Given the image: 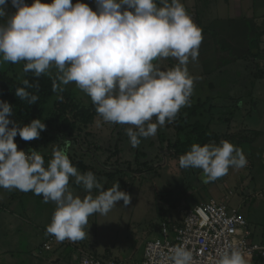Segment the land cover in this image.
I'll list each match as a JSON object with an SVG mask.
<instances>
[{"label":"clouds","instance_id":"obj_1","mask_svg":"<svg viewBox=\"0 0 264 264\" xmlns=\"http://www.w3.org/2000/svg\"><path fill=\"white\" fill-rule=\"evenodd\" d=\"M95 10L85 0H0V65L23 63L24 73L52 78V91L63 100L64 86L74 84L86 94L98 117L105 123L125 127L131 147L142 138L155 136L158 127L171 123L180 109L190 106L197 79L188 64L199 56L202 30L194 23L182 0H94ZM177 63L162 70L160 61ZM52 69H55L53 75ZM14 92L31 105L39 88L28 79ZM13 106L0 100V188L32 192L56 208L46 234L57 242L82 241L88 233L89 217L107 215L118 201L131 203L119 182L105 189L91 171L80 172L71 162L68 149H53L45 166L37 151L18 149L14 138L38 139L46 125L36 118L20 126L12 120ZM155 121L153 122V118ZM11 125V126H9ZM181 169H199L204 182L215 181L229 169H241L248 161L243 150L227 140L219 144L193 143L180 155ZM70 178L86 195H74ZM95 190L96 194L93 195ZM166 264H195L185 244L172 246ZM211 264H249L238 246H230Z\"/></svg>","mask_w":264,"mask_h":264},{"label":"rangeland","instance_id":"obj_2","mask_svg":"<svg viewBox=\"0 0 264 264\" xmlns=\"http://www.w3.org/2000/svg\"><path fill=\"white\" fill-rule=\"evenodd\" d=\"M85 2L95 10L94 0H85ZM26 3L31 4L32 0H26ZM182 3L184 4L183 0ZM216 5L214 3V6ZM219 5L220 16H228L229 8L223 2H220ZM13 10L11 0H8L6 11L11 12ZM187 11L194 23L202 30L203 36L197 61L188 64L189 73L197 78L190 98V106L182 107L173 122H166L165 126L158 127L155 136L142 138L139 146L135 148L131 147L129 143V138L125 133L126 126L105 123L98 115L90 123L79 121L77 123L78 130L72 137L67 138L71 140L68 149L69 158L80 172H85L81 165L86 166L88 170L96 174L97 178L104 184L105 189L110 188L118 181L120 189L128 192L131 196L130 204L125 206L121 200L107 215L97 213L89 217L88 231L93 230L91 222L92 220L94 222L95 218L97 219L95 223L100 246L125 241L126 229L121 224V218L128 220L129 215L127 213L132 215L134 211V236H136V226H139L141 230L143 227L154 223L156 209L163 204L161 202L167 203L165 207L170 203V206L173 207L176 203L181 205L184 197L183 201H186L188 205H195L209 201L211 197L218 198L219 196L222 197V194H226L232 198L230 207L238 208L240 213L247 217L250 229L252 231L255 229L257 236L264 233V195L259 196V192L264 194L262 190L264 188V169L259 168L258 165L253 169L249 168L253 164V152L246 156L248 164L243 169H237L234 172L235 169L230 168L227 175L205 183L201 170L181 169L178 164L179 156L170 148V143L177 141L179 132L176 120H181L183 116H187L189 110L195 106L202 104L199 110L203 113L201 115L199 113L196 117L193 116L187 122L182 123L187 131L191 130L195 122L199 120L204 121L205 126H208L210 113L221 116L227 122L228 115H235L236 106L240 107L239 104L244 106L242 101L248 102L247 110H249L252 107L249 103L252 94L253 99L262 102H256V104H261V110L264 111V78L260 79L261 81H258L255 87L251 84L258 71H264V49L259 52L258 58L252 56L249 53V41L247 39L248 36L253 39L258 30L261 31L263 36L260 39V46L264 48V24L257 25L254 20L246 18L231 21L222 20L223 22L205 26L211 21L208 17H211L212 13H208V16H200L202 25H199L196 19L194 20V14L188 9ZM216 29H218V34L214 33ZM23 63H6L0 65V69L8 71L9 75L20 80L25 75ZM159 63L162 70H167L174 66L177 61L168 58ZM52 72L54 75L55 69H52ZM64 87L74 96L75 102L84 107L91 105L90 98L76 88L74 84ZM249 90L252 94L248 93ZM56 98L57 93L50 100L45 112L38 117L45 123L46 129L41 131L38 139L28 141L29 149H23L25 152H39L45 160V166L52 158L53 149L57 146L63 147V140L66 139L58 135L55 132L57 130L51 129L54 122H58L50 113ZM233 117L231 116L230 120ZM154 121L155 117L153 118ZM224 121L223 123L226 124ZM232 122L234 121H230V123ZM225 124H221L220 127L212 126L214 129H221ZM233 128L230 129L231 131L234 130L232 134L240 135L242 133L238 132L239 128L234 126ZM184 132L186 131L184 130ZM242 134L245 136H239L231 143L241 148L243 152H245L244 148L250 144V147L253 148L257 146L264 148V131L260 135H256L253 131L249 134ZM226 136L222 135L220 141L225 140ZM219 142L211 143L219 144ZM16 144L18 149H21L19 144ZM137 159H139V163ZM239 170L244 172L239 174ZM247 176H250V181L253 180V182L247 183ZM250 184L257 186L250 188ZM260 184H263V187L258 188ZM69 188L74 195L81 197L86 195L84 189L76 185L71 178ZM92 194H96L95 190ZM243 198L247 200L245 203H242ZM55 208L54 202L45 203L42 196H37L32 192L8 191L0 188V264H7L9 261L12 264H58L62 258H64L65 264H69L70 260H68L67 255L72 253L70 247L79 248L81 243L84 246L83 241L74 244L68 240L60 242L61 244L54 243L55 246L51 248L49 253L59 252L60 254L55 255L59 261L53 258L47 263H43L46 261L39 262V257L32 254L36 250L38 255L44 256L40 253L41 247L38 246L51 238V235L46 234V226L51 222ZM182 208L180 206L179 211ZM163 210L160 209V211ZM175 216L180 219V212L171 218L176 219ZM167 220L169 218L162 216L161 212L156 217L155 227L157 224L160 227L161 222ZM253 223L255 224L253 225ZM118 231H122V233ZM26 242L37 243L38 248L36 245H33L32 248L29 245L28 248ZM138 252L139 259H142L144 248L142 247ZM248 258L249 264H257L256 259L264 261L263 258ZM107 260L110 259L107 258Z\"/></svg>","mask_w":264,"mask_h":264},{"label":"crops","instance_id":"obj_3","mask_svg":"<svg viewBox=\"0 0 264 264\" xmlns=\"http://www.w3.org/2000/svg\"><path fill=\"white\" fill-rule=\"evenodd\" d=\"M184 4L187 6L186 8L191 11L194 14V20L196 19L197 24L202 25L201 21H200V16H208V13H212L211 17H208L211 19V21L205 25V26H211L210 24H215L218 23L222 20L225 21H231V20H240V19H250V20H254L257 25H261L262 23L264 24V0H183ZM223 2L224 5H226V7L229 8L228 12L229 15L228 16H220L221 12H218L220 5L219 3ZM214 3H216L217 5L214 6ZM218 6V7H217ZM232 11V13H231ZM200 14V15H199ZM231 14V15H230ZM204 26V25H203ZM264 48L261 46V50H263ZM257 86V85H256ZM256 89V88H254ZM244 106L238 107L237 106V111L235 113V115H233L234 117L232 118V120L230 121H234L232 123H230L229 120L224 121L226 122L223 123L222 122V118L220 117H216L215 118L217 120L211 119L209 117V125L208 123H206L211 131L213 133L218 134L219 136L222 135H229L232 134L233 131H231L230 129H234L233 126L235 128H239L238 132H242V133H247L249 134L251 131L255 132L257 131L256 135H260L263 131H264V111L261 110V104H256V102H261L258 101L254 98V102H249L252 107L248 109L249 105L248 102L246 101H242ZM262 103V102H261ZM263 105V104H262ZM243 110V111H242ZM220 118V120H219ZM221 124H225L223 126V128H219V129H214L213 127H220ZM214 125V126H212ZM244 131V132H243ZM240 133V135H238V137L240 136H245V134ZM261 137V136H260ZM264 140V138H263ZM234 141V140H233ZM231 141V142H233ZM234 144V143H233ZM249 144V143H248ZM250 145H247V148L245 149V156L250 155L251 152H253V164L252 166L249 168L253 169L255 168L256 165L259 166V168H263L264 169V148H259V146L257 147H250ZM247 152V153H246ZM255 157V160H254ZM259 161V162H257ZM261 161V162H260ZM243 169V168H241ZM237 169L234 170V172ZM262 170V169H261ZM233 172V173H234ZM244 171L239 170V174H242ZM247 183H251L253 182L250 181V176H247ZM246 183V184H247ZM263 185V184H262ZM261 184L258 185V188L263 187ZM255 184H250V188H254ZM264 191V188L262 189ZM232 192V191H231ZM230 192V193H231ZM257 192V190H256ZM264 194L262 192H259V196H263ZM185 198V197H184ZM183 198V200H184ZM244 199V198H243ZM250 199V196H249ZM182 200V204H178L176 203V205H171V203L165 207V205H167V203L161 202L163 203L162 205H160V207H158L156 209V213L155 216L158 217L159 214H161L162 212V216H166L169 218V220H173L176 222H179L182 220V218L184 217V213L186 211V209L191 208L195 205H188L186 203V201L184 202ZM211 200H216L219 202H227L228 204H231L232 198L228 197L226 194L223 195L222 197L219 196L218 198L216 197H211ZM208 200L205 201L209 202ZM247 200H243L242 203H245ZM183 207L180 211H179V207ZM160 209H164L163 211H160ZM180 212L181 218L178 219H172L171 216L177 215ZM129 215L128 220H125L124 218H121V224L122 226L126 229V236H125V241L120 242V243H113L110 245H104V246H100V243L98 241V236H97V227H96V223L95 220L97 221V219L95 218L94 222L92 220V224H93V230H87V226L85 227V232L88 233V235H86V238L84 240H82L84 243V246L81 243V246L79 248H75V247H70L72 250V253L67 255L68 256V260L69 264L71 262V264H81L82 258L84 256H93V257H99V258H103L107 261V258L112 259V258H116L117 260H122L127 264H134L138 261H140L141 259H139V255H138V251L140 249H142V247L144 248V245L147 241L151 240V239H157L160 236V228L161 225L164 221L161 222L160 227L158 226L159 224L156 225L155 227V221H156V217L154 218V223L147 225L146 227H143L140 230L139 226H136L137 229L136 230V236H134V211L132 213V215L130 213H127ZM163 218V217H162ZM247 219V217H246ZM168 221V220H167ZM159 222V221H158ZM95 224V225H94ZM255 223H253L254 225ZM119 233H122V231H118ZM252 240L256 241V242H260L264 244V233L262 234H258L256 233V230L253 229V235H252ZM45 242V241H44ZM61 244L60 242H55V244ZM25 244H27V247L29 248V245L32 246L36 245L37 247V243H33V242H26ZM54 244V246H55ZM74 244V243H73ZM41 243L39 244L38 247L40 246ZM58 246V245H56ZM37 247V248H38ZM30 248V250H31ZM42 248V247H41ZM84 248V249H83ZM83 249V250H82ZM74 250V253H73ZM51 250H45L44 248L41 249V254L43 255H38V253H36L37 251L35 250V253H32L34 256L37 255L39 257L38 261L43 262V263H47L49 262L50 259H55L56 261H59V258L55 255L60 254L59 252H50ZM78 254V256H77ZM72 256H74L72 258ZM77 256V257H76ZM1 257V256H0ZM78 258V259H77ZM143 258V257H142ZM37 259V258H36ZM64 258H62L58 263V264H65V262L63 261ZM257 260V264H264L263 260ZM254 260V261H256ZM53 262V261H52ZM73 262V263H72ZM7 264H12L10 261ZM33 264V263H32Z\"/></svg>","mask_w":264,"mask_h":264},{"label":"built area","instance_id":"obj_4","mask_svg":"<svg viewBox=\"0 0 264 264\" xmlns=\"http://www.w3.org/2000/svg\"><path fill=\"white\" fill-rule=\"evenodd\" d=\"M249 226L239 209L227 202L211 200L197 204L185 211L181 221H164L159 238L147 241L143 258L134 264H166L168 249L179 244L192 250L195 264H211L213 258L230 246L240 247L247 257L264 259V244L252 240ZM49 240L43 245L46 250L57 242L53 236ZM81 264L127 263L116 258L106 261L84 256Z\"/></svg>","mask_w":264,"mask_h":264},{"label":"trees","instance_id":"obj_5","mask_svg":"<svg viewBox=\"0 0 264 264\" xmlns=\"http://www.w3.org/2000/svg\"><path fill=\"white\" fill-rule=\"evenodd\" d=\"M214 33L218 34V29H216ZM262 34L263 33L258 30L257 34L253 39L250 38V36L247 37L249 41V53L256 58H258L259 52L261 51L260 39L263 36ZM7 72L8 71L6 70L3 71L0 69V100H5L13 106L12 120L17 122L20 126H23L30 123L31 120L40 117L45 112L47 106L50 103V100L55 97L56 92L52 91V78H50L48 75H41L40 77H35L34 74L31 72L24 73L25 75L23 79H28L30 83L34 85H39L38 89L36 87L28 89V91H30L31 93L38 95L39 99L36 103L27 105L26 102H22L18 97H16L14 92L17 87L24 86L22 84L23 79L18 80L15 77L9 75ZM263 78L264 71H258L255 79L252 80V86L255 87L257 85V82L261 81L260 79ZM248 93L250 94L251 90H249ZM60 95L63 96V100H59L56 98L52 105V110L50 111V113H52L53 118L58 120L57 123L54 122V125L51 126V129L57 130L55 132L58 135L67 139L72 137L78 130L79 126L77 123L79 121L90 123L93 121V118L97 115V113L95 111V106L92 103L89 107L82 106L81 104L75 102L74 96L67 90H64V92ZM251 102H254L253 94ZM200 106L202 107V104L191 108L189 110V114L187 116H183L181 120H176L178 124L177 129L179 132L177 134V141L174 143H170V148H172L178 156L190 150V147L193 143H199L201 145H204L207 143L220 141L221 136L216 133H213L209 126H205L204 121H196L192 129L189 131L186 130L187 128L182 126V123L187 122L188 119H190L191 117H196L199 113L200 115L203 113L199 110ZM204 106H206V104H204ZM233 115L234 114L228 115L229 121L230 117ZM215 116L221 118V116H217L215 114L210 113L211 119L217 120ZM223 121L224 119H222V122ZM184 130L186 132H184ZM183 132L184 134L182 135ZM254 133L256 134L257 131H255ZM238 138V134H229L226 136L225 140L231 142ZM14 140L16 141V143L19 144L21 149L30 148L29 142L22 140L19 135H17ZM137 162L139 163V159H137ZM81 167L85 171H88V168L86 166L81 165ZM44 243L45 242L40 245L42 248ZM45 250L46 249H44V251Z\"/></svg>","mask_w":264,"mask_h":264}]
</instances>
